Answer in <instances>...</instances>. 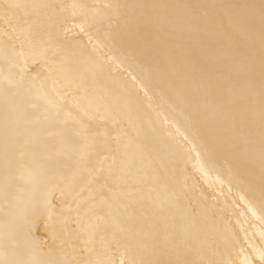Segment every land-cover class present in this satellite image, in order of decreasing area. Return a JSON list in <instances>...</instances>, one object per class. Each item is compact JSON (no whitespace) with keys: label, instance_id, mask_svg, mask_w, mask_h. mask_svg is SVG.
<instances>
[{"label":"bare ground","instance_id":"6f19581e","mask_svg":"<svg viewBox=\"0 0 264 264\" xmlns=\"http://www.w3.org/2000/svg\"><path fill=\"white\" fill-rule=\"evenodd\" d=\"M13 3L27 7L5 9ZM73 4L83 6L76 16ZM24 22L48 51L47 63L29 59L21 81L13 28ZM49 69L64 97L48 79L53 101L73 115L77 104L88 108L94 117L88 123L106 129L113 149L119 147L113 154L127 174L122 187L143 197L132 206L136 220L121 235V247L97 238L90 260L119 264L122 252L126 261L174 258L136 234L146 218L161 234L167 228L196 264H264L261 0H0L3 264L73 255L42 227L31 238L21 227L32 196L28 170L61 147V133L72 135L71 124L64 130L31 107L32 77L38 71L46 77Z\"/></svg>","mask_w":264,"mask_h":264},{"label":"snow or ice","instance_id":"6c2138e0","mask_svg":"<svg viewBox=\"0 0 264 264\" xmlns=\"http://www.w3.org/2000/svg\"><path fill=\"white\" fill-rule=\"evenodd\" d=\"M25 7L27 6L13 3L6 5L5 9ZM81 7L83 6L71 5L72 16H76L75 10ZM261 13L264 18V0H261ZM84 30L81 26L80 31ZM13 32L17 33L16 39L20 41V50L18 53L14 50V55H18L22 61L17 66L23 81L29 59L31 58L32 63H37L39 59H44L47 63L48 49L42 41L34 39L32 25L28 22L13 28ZM3 35L12 39L7 32ZM48 72V76L43 78L39 71L32 77L35 91L31 107L42 113L44 121L60 125L64 130H68L71 124L72 135L65 137L61 133V147L34 160L33 166L28 170L27 179L32 186V196L24 209L21 227L29 238L42 227L54 242L59 240L61 248L65 245L70 247L73 255L63 260H34L31 264H100L88 258L95 250L97 238L101 242L114 243L120 248L121 235L129 232L132 222L136 220L134 211H131L132 206L143 197L137 200L130 190L126 192L122 187L128 180L123 170V161L113 154L114 151H119V147L113 149L112 138L106 129L99 132L88 123L94 119L88 108L77 104L79 111L73 115L65 110L62 103L53 101L46 84L48 79L52 80V91L61 101L64 97L57 91L58 81L52 70L49 69ZM36 80H40L38 86L35 84ZM8 84L16 86L12 79H8ZM9 188L10 181L6 176V196ZM261 195L264 198V193ZM145 220L146 218H142L139 221L136 234L148 239L153 248L160 249L162 255L174 252V258L126 261L122 252L119 264H196L185 258L187 249H182V245L175 242L167 228L161 234V228L155 220L147 225ZM260 259L264 262V252H261ZM106 264H116V261L110 260ZM246 264L249 262L246 261Z\"/></svg>","mask_w":264,"mask_h":264}]
</instances>
